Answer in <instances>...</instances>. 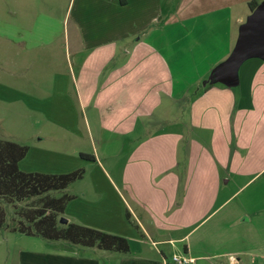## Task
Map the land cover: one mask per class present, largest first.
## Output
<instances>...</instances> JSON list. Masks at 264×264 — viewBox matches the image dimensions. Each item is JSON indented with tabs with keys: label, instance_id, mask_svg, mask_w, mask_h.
I'll use <instances>...</instances> for the list:
<instances>
[{
	"label": "crops",
	"instance_id": "1",
	"mask_svg": "<svg viewBox=\"0 0 264 264\" xmlns=\"http://www.w3.org/2000/svg\"><path fill=\"white\" fill-rule=\"evenodd\" d=\"M249 1L178 0L168 9V0H70L64 71L34 78L31 87L2 77L0 99L20 115L50 122L51 138L75 143L76 155H69L17 142L29 147L19 162L25 172L84 169L74 190L54 195L72 196L67 223L120 235L129 247L73 243L81 247L70 250L69 241L58 246L28 235L10 264H176L167 250L177 244L181 257L193 259L188 264L264 257V59L244 61L237 81L211 76L235 46L233 22L247 19L236 6ZM15 29H2L0 42L31 48L46 35ZM18 63L1 60L0 68L26 76ZM184 99L188 119L168 125L164 101ZM73 139L89 144L78 148ZM12 226L0 232L15 234L16 249L23 235Z\"/></svg>",
	"mask_w": 264,
	"mask_h": 264
},
{
	"label": "rangeland",
	"instance_id": "2",
	"mask_svg": "<svg viewBox=\"0 0 264 264\" xmlns=\"http://www.w3.org/2000/svg\"><path fill=\"white\" fill-rule=\"evenodd\" d=\"M168 9L175 6L178 0H168ZM252 1V0H250ZM263 0H260V2ZM259 2V1H258ZM259 2V3H260ZM70 0H0V32L2 29L16 28L15 31H20L25 34L30 30H45V36L41 37L39 44H33L31 48H28L24 44L9 42H0V61H5L11 65H16L19 59L18 65L24 70L26 76L19 77L18 75H8L3 72L0 68V78L16 80L21 79L27 81L29 87L33 85L32 82L36 80L34 78L48 79V76L52 74L56 69H65L67 60L69 59V48L66 47L65 42V31L68 27H71L69 17H67V10L69 8ZM229 12V11H228ZM236 13H241V15L249 16L251 14V9L249 4L242 3L236 6ZM234 12V13H235ZM244 22V21H243ZM241 25V24H240ZM237 23L233 22V34L234 36L239 35V27ZM203 22L197 26V31L202 32L204 30ZM47 29L50 31L46 32ZM197 33V32H195ZM56 35V36H55ZM213 37V36H212ZM238 38V37H237ZM28 41H31L30 37L26 36ZM219 41V39H218ZM19 52L22 54L19 56ZM19 56V58H18ZM32 78H28V77ZM193 75L191 74V77ZM29 79V80H28ZM190 80V79H189ZM183 80H176L175 92L177 93L180 88H182ZM191 87L193 91L195 90V85H189L185 83L184 87ZM174 101V102H173ZM165 100V105L169 104L167 117L169 118L168 125L177 124L178 121H183L188 119V100ZM157 114V113H155ZM154 114V118L151 120V126L154 127L156 123L157 115ZM50 122L42 121L38 119H32L31 117H26L20 115L16 110V105L10 103L7 100L0 99V140H11L22 144H30L32 146L40 147L43 149L51 150L56 149L62 153H68L69 155H76L74 153V144L69 143L67 139L59 142L56 138H51L50 134H55L54 131L50 130ZM60 134L65 135L64 131H58ZM45 137L44 140H39L41 137ZM74 140V139H73ZM78 144V148H86L89 144V140H74ZM58 147V148H56ZM79 180V179H78ZM70 188L74 190L76 184H69ZM68 185V186H69ZM77 188L82 186H76ZM63 190V189H62ZM71 190V191H72ZM61 190L51 191V195H57ZM34 198H30L20 202L17 209L21 207L30 206ZM0 202H3L0 199ZM7 211V223L14 224V219L18 218L17 213L12 205L4 203ZM62 218H66L65 215H61L59 218L60 223ZM5 232H0V264H10L13 256V251L17 250L21 246H28V239L30 237L26 234H18L23 237L22 240L16 243L17 248L15 249V234L5 233L7 239H5ZM35 238L40 236H34ZM41 239H44L40 237ZM54 241V240H53ZM31 243V242H30ZM63 243H68L67 241H57L54 245L63 246ZM66 245V244H65ZM70 245V244H69ZM79 245H70V250H77ZM13 248V249H12ZM12 249V250H11ZM176 253V254H175ZM169 260H172L174 255H184L181 245L172 247L169 246L167 250ZM185 256V255H184ZM16 258V255H15ZM222 261H225L222 258ZM219 261V260H218ZM15 262V259H14ZM247 264H264V257L258 255H252L251 259L247 261ZM217 264H231L228 261L225 263L216 262ZM244 264V256H243Z\"/></svg>",
	"mask_w": 264,
	"mask_h": 264
},
{
	"label": "trees",
	"instance_id": "3",
	"mask_svg": "<svg viewBox=\"0 0 264 264\" xmlns=\"http://www.w3.org/2000/svg\"><path fill=\"white\" fill-rule=\"evenodd\" d=\"M248 4L253 11L259 2L252 0ZM28 150V146L15 141L0 140V199L12 205L18 215L10 230L49 240L127 251L129 246L125 237L73 222L60 223L59 218L72 196H54L50 192L65 189L81 179L84 169L65 174L25 172L20 169L19 162ZM80 156L88 161L95 160L93 154L80 153ZM30 198H34L30 206L17 209L20 202ZM3 202H0V227L8 226Z\"/></svg>",
	"mask_w": 264,
	"mask_h": 264
},
{
	"label": "water",
	"instance_id": "4",
	"mask_svg": "<svg viewBox=\"0 0 264 264\" xmlns=\"http://www.w3.org/2000/svg\"><path fill=\"white\" fill-rule=\"evenodd\" d=\"M264 59V0L239 27V35L229 57L216 66L212 78L217 81H237L239 68L249 58ZM67 223L66 218L61 219Z\"/></svg>",
	"mask_w": 264,
	"mask_h": 264
},
{
	"label": "built area",
	"instance_id": "5",
	"mask_svg": "<svg viewBox=\"0 0 264 264\" xmlns=\"http://www.w3.org/2000/svg\"><path fill=\"white\" fill-rule=\"evenodd\" d=\"M173 261L176 264H188V263L192 262L193 259H187V258L181 257L179 255H174Z\"/></svg>",
	"mask_w": 264,
	"mask_h": 264
}]
</instances>
